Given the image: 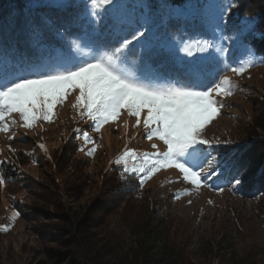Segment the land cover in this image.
<instances>
[{"label": "rangeland", "instance_id": "rangeland-1", "mask_svg": "<svg viewBox=\"0 0 264 264\" xmlns=\"http://www.w3.org/2000/svg\"><path fill=\"white\" fill-rule=\"evenodd\" d=\"M47 1L58 9H66L71 3L74 11L70 16L77 18L76 23L69 24L71 29L82 32L84 28H91L84 0ZM133 2L126 0L129 10ZM206 2L200 0V4ZM222 3L227 4L229 0H222ZM262 10L264 0H242L239 9L248 14ZM236 11L233 9V13ZM62 16L61 23L68 24L70 20L65 21L66 15ZM201 16L199 13L195 21L200 22ZM8 23L10 20H2L0 26L8 27ZM100 31L103 34L95 35V39L105 42L112 51L103 36L106 32ZM13 37L12 33L0 31V44L11 60H16L18 54H36L32 43ZM255 48L254 54L243 48L237 52L239 60H250L254 66L243 76L229 73L238 88L231 97H217L224 106L203 131L204 138L213 144L212 155L217 164L222 157L231 159L241 155L260 165L263 162L264 145L253 146L248 140L264 104V54L256 45ZM96 55L109 53H93L91 48L83 47L78 49L73 61ZM217 56L225 59L219 53ZM163 62L169 68L171 82L189 75L203 77L212 70L211 65H203L196 73H190L188 67L174 57H164ZM68 93L64 103L54 109L51 122L41 120L33 129H25L20 126L22 120L16 113L12 119L17 124L9 121L12 132H0V160L8 162L0 166V176L6 181L0 185V264H81L72 262L76 255L70 254L74 249L70 244L44 239L48 232H58L59 215L66 214L62 205L80 215L91 212L94 220L91 235H97L101 242L100 257L104 262L112 261L119 250L141 237L136 223L142 221L149 224V229L162 231L160 237L155 236L151 241L158 248H163L167 239L181 241L191 264H243L248 259L261 264L264 261L263 188L254 193L247 180L238 188L230 186L214 173L215 165L209 168L206 180L210 187L195 189L175 169L161 170L141 186L138 176L123 172V161H115L124 155L125 149L151 153L156 150L152 145L158 144L160 150H164L158 140L146 139L143 119L147 113L142 114L141 125L137 128L136 118L126 109L122 110L116 122H109L96 132L92 128L94 122L82 119L74 107L79 91L69 89ZM77 129L81 133L87 131L95 143H88L82 135H77ZM13 132L15 138L9 139ZM39 144L45 145L46 151L39 148ZM93 149L94 156H89L87 153ZM139 164L140 161L130 159L127 166ZM8 170L17 173L10 182L5 175ZM138 218L140 221H135ZM126 222L131 224L132 230L120 228ZM5 227L8 231L3 230Z\"/></svg>", "mask_w": 264, "mask_h": 264}, {"label": "snow or ice", "instance_id": "snow-or-ice-1", "mask_svg": "<svg viewBox=\"0 0 264 264\" xmlns=\"http://www.w3.org/2000/svg\"><path fill=\"white\" fill-rule=\"evenodd\" d=\"M241 4L242 0H229L227 4L222 0H207L198 5L202 16L191 31L173 26L174 32L161 33L150 16H135L126 0H84L89 26L93 30L103 29L110 37L108 46L112 48L109 55L86 60L9 63L6 49L0 44V132H12L9 121L17 124L12 119L16 113L25 129H33L41 120L51 122L54 109L64 103L68 90H78L74 107L82 119L94 122L92 128L96 132L105 124L116 122L122 110L136 118L137 128L142 114L147 113L143 119L146 139L158 140L164 150L158 144L152 145L156 150L151 153L125 149L124 155L115 161H123V172L138 176L141 186L161 170L175 169L195 189L210 187L206 180L209 168L215 165L217 177L238 188L247 179L246 166L236 157H222L217 164L212 155L213 144L204 138L203 131L224 106L217 97H231L238 88L229 73L243 76L254 66L250 60L238 59L239 49L254 54L257 41L264 45V10L258 16L242 14ZM233 9L237 11L233 13ZM76 22L77 18L68 21ZM44 34L45 26L33 22L30 38L38 47L44 46ZM61 34L71 35L68 27H63ZM130 56H136L141 64H150L159 57H174L190 73H196L203 65H211L212 70L203 77L189 75L174 82L168 78L134 76L123 67ZM77 135L95 143L87 131L81 133L77 129ZM14 138L13 132L9 139ZM38 147L46 151L45 145ZM10 150L15 153L14 149ZM94 152L93 149L87 154L94 156ZM130 159L140 161L139 166L129 168ZM6 163L0 160V166ZM5 183V178L0 176V185ZM176 198H180L179 194ZM3 230L8 231L7 227Z\"/></svg>", "mask_w": 264, "mask_h": 264}, {"label": "trees", "instance_id": "trees-1", "mask_svg": "<svg viewBox=\"0 0 264 264\" xmlns=\"http://www.w3.org/2000/svg\"><path fill=\"white\" fill-rule=\"evenodd\" d=\"M47 2V0H4L0 2V5L3 4L0 6V22L10 20V23L7 24L8 27L1 24L0 31H5L7 34L12 33L15 37H13L14 40L22 39L24 42L28 41V44L32 43L37 50L34 55L18 54L16 60L7 57L9 63L19 60L32 61L33 63H47L49 60L73 61L78 49L83 47L91 48L93 53L111 54V50L107 48L105 42L100 43L98 39H95V35L103 34L100 29L84 28L82 32L71 29L69 23H61V20L64 19L62 15H66L65 21L72 20L70 14L74 10L71 7L58 9L55 5ZM133 3L130 11L137 17L142 14L150 16L161 33L165 31L174 32L176 29L173 26H179L190 31L193 28L192 25L199 23L195 21L196 16L202 13L201 8L198 7L200 0H134ZM260 13L261 11H257L254 14L258 16ZM33 22L45 26L43 47L35 46L36 43L30 38ZM63 27H68L71 35L61 34ZM58 29H60L59 32ZM103 36L105 39L107 38V42L110 41V37L108 38L106 33ZM10 37L7 35V38ZM104 46L106 47L104 48ZM256 46L264 54V45L258 41ZM163 60L164 57H159L150 64H141L136 56H130L123 67L125 71L134 76L168 78L171 81V76L168 74L169 68H166ZM262 107L261 114L255 119L252 132L248 135L249 143H252L253 146L264 145V104ZM262 157L261 165L244 155L236 157L241 164L246 166L245 175L247 179L245 180L250 183L249 188L254 193H259L260 187L264 189V155ZM5 172L9 182L17 177V173L11 170ZM53 205L55 206V203ZM62 208L66 214L59 215L58 219L61 226L58 232L50 231L51 233L48 232L44 235V239L57 244L64 242L70 244L74 248L70 254L76 255L72 257L76 261L73 260L72 262L77 263L78 261L79 263L82 262L81 264H191L188 254L178 239H167L163 248H158L155 243H151L155 236L158 238L162 235V231H158V228L149 229V224L144 221L136 223L137 228L141 231V237L130 246L119 250L117 256L112 255L114 258L112 261L104 262L100 257L101 242L97 235L94 237L91 235V230L94 227L91 212L80 215L72 213V208L67 207V205H62ZM135 221L140 220L138 218ZM126 223L120 228L132 230L131 224ZM96 257L97 259L93 260ZM243 264H257V262L248 259ZM261 264H264V261Z\"/></svg>", "mask_w": 264, "mask_h": 264}]
</instances>
